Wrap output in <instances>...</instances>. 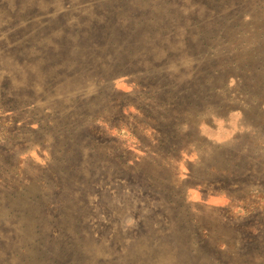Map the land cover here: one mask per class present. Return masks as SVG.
Listing matches in <instances>:
<instances>
[{
	"label": "rangeland",
	"instance_id": "374dc122",
	"mask_svg": "<svg viewBox=\"0 0 264 264\" xmlns=\"http://www.w3.org/2000/svg\"><path fill=\"white\" fill-rule=\"evenodd\" d=\"M0 264H264V0H0Z\"/></svg>",
	"mask_w": 264,
	"mask_h": 264
}]
</instances>
